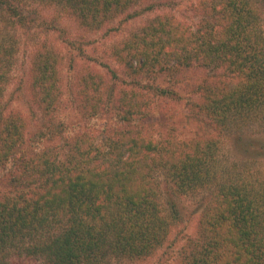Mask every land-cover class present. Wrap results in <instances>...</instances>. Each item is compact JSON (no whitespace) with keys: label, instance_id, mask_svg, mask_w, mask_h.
Listing matches in <instances>:
<instances>
[{"label":"trees","instance_id":"1","mask_svg":"<svg viewBox=\"0 0 264 264\" xmlns=\"http://www.w3.org/2000/svg\"><path fill=\"white\" fill-rule=\"evenodd\" d=\"M41 1L97 31L146 0ZM205 5L210 14L198 29L159 15L115 56L137 77H174L194 66L228 74L225 82L198 86L200 109L219 135L155 137L148 129L152 95L166 89L117 94L89 73L78 91L84 120L109 112L117 125L99 140L66 134V124L54 120L63 96L57 51L38 48L30 62L32 92L48 118L41 129L29 137L23 115L6 108L25 45L20 30L28 34L36 20L18 0H0V180L8 178L10 189L0 196V264H133L152 256L177 220L175 202L164 209L161 177L180 195L210 193L200 239L183 264H264V174L229 164L221 141L238 133L264 156V144L251 138L264 134V0Z\"/></svg>","mask_w":264,"mask_h":264},{"label":"rangeland","instance_id":"2","mask_svg":"<svg viewBox=\"0 0 264 264\" xmlns=\"http://www.w3.org/2000/svg\"><path fill=\"white\" fill-rule=\"evenodd\" d=\"M18 1L30 12L36 25L28 34L20 30L24 34L25 45L17 55V63L12 71L4 101L8 110L19 112L26 119L29 137L38 132L48 119L37 105L31 87L33 73L30 62L33 53L41 47L48 51H57L62 57V104L54 120L66 124V134L86 132L96 134L99 140H103L107 133L112 130L115 132L113 128L117 125L109 112L100 118L84 120L78 91L81 78L90 73L98 74L104 79L105 85L115 88L117 94L125 89H147V86L166 89V94L152 95L153 112L149 118L148 129L155 137L171 135L188 139L219 135L216 125L200 109L202 94L198 86L206 82H225L228 74L222 70L194 66L180 71L174 77H137L129 74L115 56V50L122 42L139 33L159 15H171L192 30L198 29L210 14L208 5H205L208 0H146L97 31L83 27L76 17L60 9L50 8L41 0ZM49 24L57 26L58 29H48ZM238 137V133L221 137L225 160L240 167L249 165L254 168L253 172L261 171L264 174V156L258 155L257 147L243 140L239 141ZM251 138L254 143L264 144V134ZM52 143L57 145L60 141L55 140ZM7 179L0 180V196L10 190L5 181ZM159 182L161 191L165 194L162 200L164 209L170 210L172 202L177 204L175 227L165 244L152 256L133 264H183L194 248L193 244L200 239L201 217L209 203L210 193L180 195L162 177Z\"/></svg>","mask_w":264,"mask_h":264}]
</instances>
